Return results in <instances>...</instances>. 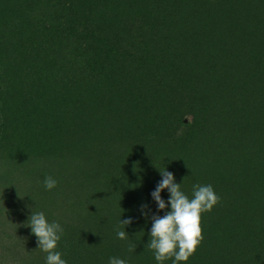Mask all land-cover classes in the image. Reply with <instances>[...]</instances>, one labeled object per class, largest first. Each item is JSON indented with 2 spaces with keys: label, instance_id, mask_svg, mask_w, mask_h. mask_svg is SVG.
Returning a JSON list of instances; mask_svg holds the SVG:
<instances>
[{
  "label": "trees",
  "instance_id": "16d2710c",
  "mask_svg": "<svg viewBox=\"0 0 264 264\" xmlns=\"http://www.w3.org/2000/svg\"><path fill=\"white\" fill-rule=\"evenodd\" d=\"M20 8L35 19L27 43ZM32 64L50 69L42 89L28 85ZM0 70L3 127L20 118L40 130L44 114L61 107L76 130L79 104L97 141L90 153L0 160V183L21 190L0 209V228L12 226L0 232L6 264H46L28 227L33 212L64 229L56 251L67 264H161L147 244L152 216L171 211L151 195L166 170L190 198L197 184L220 198L203 214L198 250L178 264H264V0H0ZM69 73L76 80L59 106ZM158 102L172 116L159 115ZM179 109L192 117L188 138H170ZM150 130V140L165 143L136 144L140 152L129 135ZM49 176L57 181L51 191ZM161 196L167 204L169 191Z\"/></svg>",
  "mask_w": 264,
  "mask_h": 264
},
{
  "label": "clouds",
  "instance_id": "9594fccd",
  "mask_svg": "<svg viewBox=\"0 0 264 264\" xmlns=\"http://www.w3.org/2000/svg\"><path fill=\"white\" fill-rule=\"evenodd\" d=\"M161 175L162 180L151 195L159 210H166L170 204L171 211H167L163 217L152 216L151 239L147 247L153 250L156 261L161 264L169 259H173V264L187 262L204 239L203 214L211 212L220 198L211 185L199 184L193 186L190 198L181 190V184L175 182L173 173L166 170L161 172ZM56 185L55 179L51 176L46 177L44 186L47 190L51 191ZM165 189L170 193L167 204L161 196ZM144 207L146 206H142V210ZM143 214L147 217V213ZM28 222V227L37 237L38 249L47 254L46 264H67L61 258L62 254L56 251L64 231L62 226L55 221L49 223L43 212H33ZM132 222V218L121 220V224L126 226ZM117 237L126 240L128 233L117 230ZM133 250L135 246H130L129 251ZM109 264H126V261L112 257L109 259Z\"/></svg>",
  "mask_w": 264,
  "mask_h": 264
},
{
  "label": "rangeland",
  "instance_id": "374dc122",
  "mask_svg": "<svg viewBox=\"0 0 264 264\" xmlns=\"http://www.w3.org/2000/svg\"><path fill=\"white\" fill-rule=\"evenodd\" d=\"M21 12H24V15L26 16L27 20L26 22L28 23V28L24 30V35L22 37L23 41L27 43L32 34L37 31L34 23L35 19L30 18L27 16L26 10L23 8L21 9ZM247 20V19H246ZM245 20V21H246ZM251 20L246 26H251ZM69 65V64H68ZM16 68L20 71L24 69L22 64H17ZM50 69L47 68L44 71L41 69H36V64H32L30 69L27 71L26 76L28 77V85L34 89L40 88L42 89V86H45V83H47V76H46V71H49ZM2 72L0 70V76ZM75 78L72 76V73H69L68 76L64 79L61 80L62 84V93H60L57 98H56V104L57 105H62L65 103L66 99V93L64 92V89L66 87H70L72 84L75 83ZM2 85H0L1 87ZM78 98H76L77 100ZM157 100L161 101L160 98H157ZM35 102L39 101L33 100ZM40 102H49L47 98L41 99ZM77 102V101H76ZM159 106H157L159 115L161 116H172V112L167 111L163 105L158 102ZM78 106V112L82 116V122H87L85 121V114H82L83 111ZM53 111V115L51 113H45L44 114V123L46 124L43 126L42 129H35L34 127H25V122L26 119L18 120L16 121L14 126L10 127L7 125V127H3L0 123V137H2L3 134H6L7 139L5 143H3L0 146V149H3V152H6L5 155H2L0 157V160H9L13 158L14 156L16 158H24L26 156H29L30 154H46L49 152L53 151H86L90 153L92 150H90L88 147H94L97 148V141L93 139L92 137V131L89 130L87 127L81 123V126L78 127L76 130H71L65 123V120L61 116V107L57 108V111L53 110V107L51 109ZM176 117L178 121H180V125L177 130H174L172 132V137H179V138H188V131L189 127L192 124V117L191 115L184 113L182 109H179L175 112ZM9 122L11 120V116L8 117ZM7 118V119H8ZM160 119V117H157ZM2 119V115L0 114V122ZM20 122H24L23 125L20 124ZM165 127V126H164ZM163 128V127H162ZM30 129V131H29ZM129 137H133V140L135 143H131L133 146L137 147L136 144H152L153 146L156 147V143H160L156 141V138H153L152 141L150 140L153 135H152V130L150 131H144V132H138L136 135H129ZM144 137H148V139H145ZM157 137H162V134H160ZM165 142H161L160 144H164ZM171 145L169 146V150H172V139L170 140ZM259 145L264 146V139L261 138V141L258 142ZM210 145V144H209ZM208 145V146H209ZM138 148V147H137ZM133 148V150H140V152H143V148ZM99 149V148H98ZM264 149V148H263ZM163 150V149H162ZM97 152V150H96ZM138 152V153H140ZM132 157V156H131ZM6 184L0 183V209L5 210L6 206H9V202L13 201L14 199L20 197L21 190L19 187L14 186V188L10 186L4 187ZM0 220L3 222H6L5 219L0 217ZM1 223V222H0ZM8 230V231H7ZM11 232L12 231V226H10L8 223L7 225H4L0 228V232ZM4 246L3 242L0 244V254H2V249L1 247ZM3 248V247H2ZM5 257V256H4ZM0 263L6 264V261L4 259H0Z\"/></svg>",
  "mask_w": 264,
  "mask_h": 264
}]
</instances>
